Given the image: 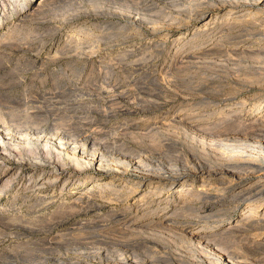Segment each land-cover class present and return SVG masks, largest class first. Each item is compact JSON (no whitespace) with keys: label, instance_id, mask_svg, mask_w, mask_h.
<instances>
[{"label":"rangeland","instance_id":"rangeland-1","mask_svg":"<svg viewBox=\"0 0 264 264\" xmlns=\"http://www.w3.org/2000/svg\"><path fill=\"white\" fill-rule=\"evenodd\" d=\"M240 9L264 0H0V264H264L263 217L157 212L264 172V29L214 25Z\"/></svg>","mask_w":264,"mask_h":264},{"label":"bare ground","instance_id":"bare-ground-1","mask_svg":"<svg viewBox=\"0 0 264 264\" xmlns=\"http://www.w3.org/2000/svg\"><path fill=\"white\" fill-rule=\"evenodd\" d=\"M238 6V5H237ZM243 8V7H242ZM231 10V9H230ZM237 10V9H236ZM254 11V10H253ZM252 9L246 10V9H240L234 13V16L232 17H226L223 18L226 14H221V16H217L216 18H223L221 22H218L215 25L216 31L219 29L220 31H234L235 28H239L242 25L243 30L247 29L248 27L253 26H260L262 29H264V15H261L258 12L253 13ZM258 11H262L261 9H258ZM209 12V11H208ZM226 12V11H225ZM223 13V12H222ZM229 14V13H228ZM223 15V16H222ZM219 21V20H218ZM217 22V21H216ZM207 23V22H206ZM209 23V22H208ZM249 24V25H248ZM207 27V26H206ZM211 27V26H210ZM207 29V28H206ZM254 29V28H253ZM252 29V30H253ZM205 30V28H204ZM259 30V29H258ZM261 30V29H260ZM242 31V30H241ZM248 31V29H247ZM250 31V30H249ZM256 31V30H254ZM257 32V31H256ZM224 33V32H223ZM237 33V32H236ZM240 33V32H239ZM238 33V34H239ZM243 33V32H241ZM251 33V32H248ZM254 33V32H253ZM252 33V34H253ZM263 33V32H262ZM222 34V33H221ZM220 34V35H221ZM232 34V33H231ZM237 34V35H238ZM247 34V33H246ZM251 34V36H252ZM257 33H254L255 35ZM261 34V33H259ZM258 34V35H259ZM223 35V34H222ZM236 35V34H235ZM236 35V36H237ZM242 35V34H241ZM240 35V36H241ZM263 35V34H262ZM260 35V36H262ZM225 36V35H224ZM244 36V35H243ZM248 36V35H247ZM246 37V36H245ZM264 38V36H262ZM225 38V37H224ZM244 38V37H243ZM253 38V37H252ZM258 38V36H257ZM219 39V38H218ZM223 39V38H222ZM236 39V38H235ZM247 39V38H246ZM244 39H242L243 41ZM253 40V39H252ZM192 41V40H191ZM220 41V40H218ZM253 42V41H252ZM233 43H236L235 41ZM238 43V42H237ZM264 43V42H262ZM225 44V43H224ZM223 44V45H224ZM245 44V43H244ZM262 45V44H261ZM233 46V45H232ZM257 46V43H251L246 44L244 46L238 44L234 46V49L241 50V49H251L255 48ZM263 47V46H262ZM226 49V48H225ZM232 50V49H231ZM257 50V49H256ZM192 51V50H191ZM244 51V50H242ZM250 51V50H249ZM261 51V49H260ZM234 52V51H233ZM130 58V57H129ZM124 59V58H123ZM238 97V96H237ZM240 100V99H239ZM244 101V100H243ZM236 103H243L246 104L248 102H240L238 99L236 100ZM235 105V104H234ZM205 106V105H204ZM227 106V105H225ZM246 106V105H245ZM256 106V105H255ZM187 107V106H186ZM198 107V106H197ZM200 107V106H199ZM223 107V106H222ZM210 108V107H209ZM254 108V107H253ZM261 108V107H260ZM228 110V109H227ZM249 110V109H248ZM247 110V111H248ZM235 111V110H233ZM244 111V110H243ZM229 112V111H228ZM236 114L243 115V112L238 109V111H235ZM234 112V113H235ZM214 113V112H213ZM230 113V112H229ZM232 113V114H234ZM258 113V112H257ZM235 115V114H234ZM233 115V116H234ZM232 116V115H231ZM252 116V115H251ZM240 117V116H239ZM261 117V116H260ZM242 118V116H241ZM257 118V117H255ZM259 119V117L257 118ZM244 121V120H243ZM247 124V123H246ZM254 165V164H253ZM259 167V166H257ZM256 167V169H257ZM260 169V167H259ZM262 169V168H261ZM263 170V169H262ZM211 171V170H210ZM254 171V170H253ZM253 173V172H252ZM251 173V174H252ZM256 175L251 176V180L246 183L245 185L237 188L240 190L236 193H233L229 198L227 195V192L222 193V191H217L216 193L214 191H210L208 189H199L200 191L195 193L194 190L188 189L184 191H180L178 193L177 199H175V202L170 205V195L168 194L167 197H164L163 194H161L162 189H160V192H157L158 201L157 203H163V206L159 207L157 209L158 214H160L161 220H168L171 224L180 225V229H184V231L189 232L192 237H207L209 240H212L216 237H218L220 234H224L223 231L231 232L233 230H240L244 229L247 224H244L248 222L251 219H256L258 217L264 218V172L261 170L254 171ZM253 173V174H254ZM252 174V175H253ZM247 175V174H245ZM240 176V175H239ZM62 178V174L56 175L52 177L51 179L53 182H56L58 179ZM207 177L202 178V181H205ZM210 180L209 176L207 180ZM193 180H197V178H193ZM204 183V182H202ZM207 183V182H205ZM209 183V182H208ZM207 183V184H208ZM206 185V184H204ZM43 183H41L40 180H36L35 184H33L31 187H42ZM185 186V185H184ZM228 186V185H227ZM210 187V186H209ZM213 187V186H212ZM216 187V186H215ZM222 188V187H220ZM217 189V188H216ZM224 190H228L229 188H223ZM215 190V188H214ZM221 190V189H220ZM223 190V191H224ZM234 190V189H233ZM177 195V194H176ZM230 195V194H229ZM204 201V204H199V202ZM182 208L185 209L187 212H189L190 216L194 217L193 224H190L189 226H185L186 224H181L178 221L171 220V217L175 215L176 208ZM241 208L242 212L238 217H230L228 219H225L223 222L225 223H218V224H209L207 222L210 220V218L220 217L224 213H226L229 208ZM246 210V211H245ZM174 219V218H173ZM259 219V218H258ZM167 221V222H168ZM182 222V221H181ZM214 222V221H213ZM222 222V221H221ZM264 222V219H263ZM263 222H260L258 220H255L254 223L258 224V227L262 228V235L264 237V225ZM254 224V226L256 225ZM195 226V227H193ZM175 227V226H174ZM223 229V230H222ZM223 232V233H221ZM189 235V234H187ZM234 235V234H233ZM255 236V235H254ZM204 237V239H205ZM202 240V239H201ZM263 240V239H262ZM206 242V241H205ZM210 242V241H209ZM222 260V259H221ZM220 264V263H219Z\"/></svg>","mask_w":264,"mask_h":264}]
</instances>
